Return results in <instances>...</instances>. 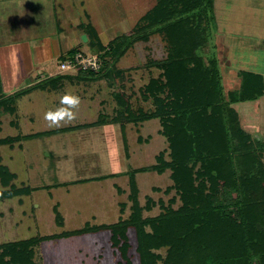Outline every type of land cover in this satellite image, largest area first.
I'll list each match as a JSON object with an SVG mask.
<instances>
[{
  "label": "trees",
  "instance_id": "1",
  "mask_svg": "<svg viewBox=\"0 0 264 264\" xmlns=\"http://www.w3.org/2000/svg\"><path fill=\"white\" fill-rule=\"evenodd\" d=\"M209 2L155 0L131 29L107 44L101 43L92 26L83 25L89 33L88 41L103 60L98 72L58 73L11 94L0 93V114L13 115L17 110L16 99L34 89L51 91L63 87L65 81L103 78L111 87L115 104L113 115L103 113L89 123L6 135L0 137V146H21L23 140L104 123L107 118L108 122L119 125L125 154V127L129 123L157 119L159 133L167 142V147L158 152L150 165L62 183L77 184L126 174L131 200L127 218L113 223L85 222L80 228L57 234L1 242L0 264H35L34 249L40 242L99 231L110 233L111 248L131 264L127 235L130 228L136 233L140 264H264V163L261 159L264 145L242 129L232 107L233 103L258 99L264 93V79L260 73L239 69L236 72L239 86L224 92L216 59L205 58L199 52L207 41L205 23ZM153 34L162 35L166 56L149 59L142 65L159 71L139 87L142 100L151 103L150 108L144 109L133 106V93L125 91L123 84L125 69L115 64L133 44L147 41ZM76 51L80 50L69 49L59 61ZM15 122L13 119L12 124ZM147 171L158 174L169 171L172 184L164 191L174 189L177 195L167 205L160 200L162 211L153 216L142 215L138 198L136 174ZM16 178V173L0 161V201L25 196L37 189L16 184ZM176 198L180 204L173 207ZM154 205L148 196L145 207L151 209ZM53 211L57 225L62 226L63 217L57 203Z\"/></svg>",
  "mask_w": 264,
  "mask_h": 264
},
{
  "label": "rangeland",
  "instance_id": "2",
  "mask_svg": "<svg viewBox=\"0 0 264 264\" xmlns=\"http://www.w3.org/2000/svg\"><path fill=\"white\" fill-rule=\"evenodd\" d=\"M23 1L0 0L2 95L20 88L19 81L27 70H43L47 74L58 69L60 59L50 54L49 36L41 35V32L38 36L44 37L40 41H47V45L44 44L46 59L42 64L48 65L37 68L32 58L30 40L33 36L28 26V23H33V27L40 28L48 17L53 27L59 18L57 5H54V13L48 14L47 11L43 12L45 1L33 0L37 10H40L39 18L42 20H38L37 15L26 9ZM73 3L72 11L81 17L80 11L76 13L80 10L79 5L75 1ZM84 3L82 8L91 15V24L96 25V32L105 30L111 34L109 38H115L125 32L122 27L130 29L134 26L155 0H85ZM208 16L205 23V27H208L207 41L199 52L205 58L216 59L224 92L239 86L236 76L239 69L260 73L264 79V0H210ZM77 48L83 53H97L96 47L90 41H84L82 35L78 38ZM165 56L166 46L162 35L153 34L147 41L133 44L115 64L117 68L125 69L123 84L125 91L133 93L134 107H151L149 101L140 97L139 87L159 72L142 65L149 59H162ZM136 65V68H128ZM63 89L53 92L37 89L17 98L16 114H0V137L60 128L49 127L44 116L49 109L60 106V99L66 93L78 95L81 103L77 118L64 126L95 121L103 113L114 114L111 87L103 78L92 82L88 88L74 85L64 86ZM13 119L16 120L15 125L12 124ZM159 129L157 119L127 124L126 154L119 125L108 121L23 140L21 146H0V161L16 173V184L37 187L28 195L0 201V243L34 235L57 234L80 228L85 222L113 223L127 218L131 213V200L128 198L130 188L126 174L77 184L62 183L122 173L130 167L154 163L158 152L167 147ZM136 182L143 216H153L162 211L160 200L167 205L170 198L177 197L174 189L164 191L172 184L169 171L162 174L155 171L137 173ZM148 196L155 202L151 209L145 207ZM56 203L63 217L62 226L57 225L55 220L53 207ZM121 203L124 204L122 210ZM179 204L180 200L176 198L173 207ZM127 235L129 260L131 264H140L135 230L128 229ZM109 237L108 231H99L42 241L34 249L33 261L35 264H127L111 248Z\"/></svg>",
  "mask_w": 264,
  "mask_h": 264
},
{
  "label": "crops",
  "instance_id": "3",
  "mask_svg": "<svg viewBox=\"0 0 264 264\" xmlns=\"http://www.w3.org/2000/svg\"><path fill=\"white\" fill-rule=\"evenodd\" d=\"M35 1H37V0H35ZM43 1H45V2H43ZM73 1H75L77 3V5H79L80 10H77L76 13H78V11H80L82 14L81 17L78 14L76 16L74 14V12L72 11L71 7L75 6ZM84 1L83 0H42L43 4L45 6L43 8V10H44L43 12L47 11L48 14H50V12L54 13V5H57V8L59 10V14H58L59 18L57 19V21L53 27L50 26L48 17L45 20V22L41 23L42 25L43 24L44 25L40 28L33 27V23L32 24L28 23L29 30H31L30 33L33 36V38L30 40L31 46L33 48L32 58L35 59V65H38L37 68H45L48 65V64H46V65L42 64L44 62V60L46 59L45 55H44V53H45L44 44L47 45V41H40V39L42 37H44L45 35L49 36L48 42H50V44H49V46H50L49 49H51L50 54L52 56L57 57L58 59L60 58L61 55L66 54V52L69 49L77 47L78 38L80 37V35H85L86 41H88L87 35L89 33L85 31V28L83 25L89 24L90 26H92V24H91V20H90L91 15L86 14L87 12L82 8L85 4ZM23 4L25 5L26 9L30 13H34L35 15L38 16V20H42L41 18H39L41 15L39 13L40 10H37L36 4L34 3L33 0H25V1H23ZM36 19L37 18L35 16L34 20H36ZM30 21L32 22V17H31ZM95 26L96 25L94 24L92 27L95 29V32H96ZM122 29H125V31L129 30L126 27H122ZM18 31L19 30H17L16 32H18ZM33 31H35V33H32ZM40 32H41V35H44V36H42V37L38 36L40 34ZM96 35L98 36V38L102 44H107L110 40L113 39V38H109V36L111 34L105 30H101L100 33L96 32ZM33 51H34V53H33ZM32 67H33V65L30 66V68H32ZM58 73H60L58 71V69L53 71V72H49L47 74H44L43 70H40V71H34L32 69L27 70V71H25V74L23 76H21V79L19 81V83H20L19 87L20 88H18L17 90L25 88V87H29V86L45 79L48 76H53V75L58 74ZM94 81H96V80H92V81L80 80V81H75V82L65 81L63 87H61L57 90H51V91L52 92L58 91L60 89H63L64 86H74V85L77 87L84 85L88 88V86ZM17 90H15V91H17ZM34 90H37V89H34ZM39 90H41V89H39ZM82 90H84V89H82ZM15 91H13V92H15ZM32 91H30V92H32ZM42 91H48V90H42ZM51 91H49V92H51ZM30 92H28V93H30ZM28 93H26V94H28ZM26 94H24V95H26ZM232 107L234 108V110L238 114L240 125H241L242 129H244L252 137L256 138L257 140H260L264 144V93L258 99H255V100L233 103ZM16 108H17V106H16ZM16 113H17V110H16ZM107 121H109V118H107ZM85 123H89V122H85ZM15 124H16V122L14 123V125ZM81 124H83V123H81ZM68 126H72V125H68ZM261 159H262V162L264 163V150L262 152Z\"/></svg>",
  "mask_w": 264,
  "mask_h": 264
},
{
  "label": "clouds",
  "instance_id": "4",
  "mask_svg": "<svg viewBox=\"0 0 264 264\" xmlns=\"http://www.w3.org/2000/svg\"><path fill=\"white\" fill-rule=\"evenodd\" d=\"M81 98L78 95L66 93L60 99V106L49 109L45 113V120L49 127H62L72 123L78 114Z\"/></svg>",
  "mask_w": 264,
  "mask_h": 264
},
{
  "label": "built area",
  "instance_id": "5",
  "mask_svg": "<svg viewBox=\"0 0 264 264\" xmlns=\"http://www.w3.org/2000/svg\"><path fill=\"white\" fill-rule=\"evenodd\" d=\"M103 60L97 53H83L76 51L72 55L66 56L57 64L60 73L78 71L98 72L102 66Z\"/></svg>",
  "mask_w": 264,
  "mask_h": 264
},
{
  "label": "water",
  "instance_id": "6",
  "mask_svg": "<svg viewBox=\"0 0 264 264\" xmlns=\"http://www.w3.org/2000/svg\"><path fill=\"white\" fill-rule=\"evenodd\" d=\"M82 39H83L84 41H86V36H85V35H82Z\"/></svg>",
  "mask_w": 264,
  "mask_h": 264
}]
</instances>
